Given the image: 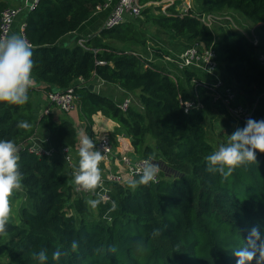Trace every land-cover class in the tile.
I'll return each instance as SVG.
<instances>
[{"label": "trees", "instance_id": "trees-1", "mask_svg": "<svg viewBox=\"0 0 264 264\" xmlns=\"http://www.w3.org/2000/svg\"><path fill=\"white\" fill-rule=\"evenodd\" d=\"M139 1L144 20L130 17L65 45L63 37L79 30L105 0H40L26 14V33L33 45L31 77L47 84V93L74 87L88 138L97 147L93 116L101 113L117 122L116 134L130 137L137 155L155 156L157 181L135 190L127 180L107 182L117 208L113 216H106L108 208L106 215L100 216L101 210L95 214L86 204L90 197L76 190L62 157L65 147L77 143L72 119L58 122L50 111L38 117L30 94L24 105L0 102V140L22 148L19 165L26 196L19 221L10 220L7 234L0 236V264H40L34 254L41 248L47 250L45 264H237L233 251L245 245L253 227L264 238V153L257 151L256 163L237 167L226 179L206 171L205 157L218 148L215 141H228L247 121L232 114L216 118L213 90L197 85L204 80L195 68H183L179 76L149 60V51L157 57L164 51L149 44L144 27V21L152 23L170 38L213 49L230 81L221 80L253 109L251 119L261 121L264 64L258 55L264 49V0H197L199 7L185 12L176 8L178 0L166 12L154 5L163 0ZM231 12L252 23L260 44L238 26L214 29L204 20ZM94 78L129 92L139 90L142 108L124 110L112 97L90 89ZM187 100L196 105L187 108ZM19 121H28L31 129L17 128ZM41 126L49 131L52 155L30 149ZM153 229H160V235L153 238ZM138 241L144 252L137 251ZM113 247L116 251H109ZM57 249L67 255L53 261Z\"/></svg>", "mask_w": 264, "mask_h": 264}, {"label": "clouds", "instance_id": "clouds-1", "mask_svg": "<svg viewBox=\"0 0 264 264\" xmlns=\"http://www.w3.org/2000/svg\"><path fill=\"white\" fill-rule=\"evenodd\" d=\"M33 50L31 43L23 36L10 34L0 36V102L10 105H24L29 96L28 91L32 85L31 74L34 67L32 59ZM32 125L28 121H19L17 128L30 130ZM19 147L12 140H0V236L7 234V225L11 217V198L21 189L23 175L19 165ZM106 151V148L103 150ZM264 153V120L256 121L248 119L243 129H237L228 136L227 143L220 144L216 150L205 157L206 171L219 173L225 179L232 175L240 166L256 163V152ZM70 157H66L69 159ZM104 155L98 149L94 141L87 136L80 141L78 150V166H74L72 173L77 191H85L96 196L95 199H87L86 204L91 209H96L101 202H106L107 197L97 193L98 188H103L102 172L100 168ZM155 156L143 160L136 167L132 177L126 181L129 189L135 190L140 185H149L157 181L160 167L154 163ZM138 176L139 178H135ZM116 202H111L109 211H115ZM160 235V229H153L152 236ZM78 242H71L72 251H76ZM138 252H144L142 241L136 243ZM115 252V247L109 249ZM62 252L57 249L52 254L53 261H59ZM237 257V264H251L256 259V264H264V238L259 227H253L245 245L233 251ZM40 264H45L48 259L47 250L41 248L34 254Z\"/></svg>", "mask_w": 264, "mask_h": 264}, {"label": "built area", "instance_id": "built-area-1", "mask_svg": "<svg viewBox=\"0 0 264 264\" xmlns=\"http://www.w3.org/2000/svg\"><path fill=\"white\" fill-rule=\"evenodd\" d=\"M39 2L40 0H24L23 7H5L0 13V36H6L15 33L25 37L31 43L26 33V21L23 22L16 31L13 30V26L20 12L25 11V13H27L34 10L38 6ZM109 8H111V13L106 19L104 27L113 28L119 24L126 22L130 17H141L143 5L139 0H105V2L98 7L97 11ZM226 18L229 17L208 15L204 20L207 24L212 25L215 20L222 21ZM251 40L256 45L260 44V39L255 34H253ZM79 43L83 44L84 38H80ZM258 58L260 62L264 64V49L259 51ZM178 61L180 67L182 68L196 67L213 76L217 75L216 71L219 67V62L216 59L215 51L211 48H205L203 47V45H200L198 43L187 47L181 54V59H179ZM197 85H202L209 89H212V96L214 101H220L224 103L229 112L234 115L237 120L247 121L248 119H251L253 117V109L239 100L238 94L231 87L226 86L218 76H216V80L214 82L203 81L199 82ZM47 95L49 97V100L64 112H72L77 108V96L75 95L74 87H70L67 90H53L51 92H48ZM130 103L131 100L126 99L121 104V107L126 110L130 106ZM185 104L186 107L189 108L194 106V104L196 105V101L187 100ZM200 105V103L197 104V106ZM49 111V109H46L44 113H48ZM98 148L104 155V160L106 162H112L113 160L119 161L123 166H125V168L131 175L134 174V170L137 166L142 164L143 160L148 159L140 156L134 158L129 155L119 156L116 152L114 142L111 136L108 134H105L98 139ZM105 148L106 151H103ZM30 149L31 151H35L38 154H53V149H43L38 147H31ZM68 151V147H65L63 149V153H67ZM123 180L124 179L120 173L109 170L108 174L102 177L103 188H98V190L96 191L97 193L106 196L108 198L107 200H110L111 197L106 192L107 182H120ZM101 190H105V192H102ZM81 192L87 195L92 194L82 190Z\"/></svg>", "mask_w": 264, "mask_h": 264}, {"label": "crops", "instance_id": "crops-1", "mask_svg": "<svg viewBox=\"0 0 264 264\" xmlns=\"http://www.w3.org/2000/svg\"><path fill=\"white\" fill-rule=\"evenodd\" d=\"M6 6L23 7L24 0H0V12L2 8ZM110 13H111V8L96 11L91 16V18L81 26L79 30L75 32H71L67 34L66 36H64L63 39L61 40L62 43L65 45H74L77 36L87 37L92 34L98 33L105 26L106 19L108 18ZM26 14L27 13H25V11L20 12L19 16L17 17L14 23L13 30L16 31L19 28V26L23 22L26 21ZM252 28L254 30V27ZM253 30H252V34H254ZM149 44L152 45V42L150 41ZM187 46L189 47V45ZM146 56L148 57L149 60L154 61L156 64L161 63L159 65L165 66L166 68L170 69L174 74L177 73V70H175L176 67L179 68L181 72L183 70V68L180 67L179 65L178 59H174L175 58L174 56H173L174 58L172 59L170 55H167L166 56L167 59L163 60L162 57H157L150 51L146 53ZM178 56H180V53ZM168 62L170 63V65L168 64ZM194 68L195 70L198 71L199 75L201 76V79H203L204 81L214 82L216 80V76H218L221 79H224V81H227V82L230 81L225 73H219L218 71H216L217 75L213 76L211 74L206 73L205 71H202L199 68H196V67ZM31 79H32V85L28 91V94H30V96L32 97L33 103L35 105L36 115L40 117L45 112L46 109H49L50 112L54 114L55 119L58 122L63 121L66 117H69L70 119H72L74 126L78 131L76 146L73 148L68 147L69 151L67 153L62 152L63 155L61 154L67 164L69 173L72 174V172L74 171V166H77L78 164V150L80 147V141L83 137L85 136L88 137L87 130H86L87 124L80 117L79 107H77L75 110H73L70 113H65L64 111L60 110L57 106H55L49 100V97L47 95V89H46L48 85L37 81L34 77H31ZM92 84L98 86L99 93L112 97L117 102H119V104H122L126 99H130L131 100L130 106H132L134 102H136L138 103L139 109L142 108V105L139 100V93H140L139 90L135 92H129L123 89L122 87H120L119 85L107 83L99 78H94V80L92 81ZM54 90H58V89H54ZM230 114L231 113L229 112L228 108L222 102L216 101L214 105V115L216 116V118L227 117L230 119L232 117ZM93 119H94L93 131L96 134L97 144H98V138H99L97 136L98 134L100 133H104L108 135L111 134L112 138L114 137L113 142L116 148V152L119 156L129 155L132 158L138 157L137 153L134 151L130 137L126 136L124 133H121V134L115 133V130H117L118 128L117 122H115L114 120L110 118H107L101 113L95 114L93 116ZM48 136H49V131L42 126L39 127L36 135L31 140L30 146L35 147V148L38 147V148L47 149L49 147L48 146V142H49ZM96 149L99 150L97 146H96ZM66 157H70V158L66 159ZM121 167H124V166L119 161L113 160L112 162H109V161L106 162L105 160H103L100 164L102 177L106 176L109 170H112L113 172H118V173L119 171H117V169L122 170V171L127 170L126 168L121 169ZM127 173L129 172L127 171ZM129 176L131 177L130 173H129ZM106 192L110 194L108 186H106Z\"/></svg>", "mask_w": 264, "mask_h": 264}, {"label": "rangeland", "instance_id": "rangeland-1", "mask_svg": "<svg viewBox=\"0 0 264 264\" xmlns=\"http://www.w3.org/2000/svg\"><path fill=\"white\" fill-rule=\"evenodd\" d=\"M174 3H175V0H163L161 2H154V5L163 6L162 9H163L164 12H166V8L169 5L174 4ZM175 4H176V8L180 12L187 11L191 6L194 7L195 9L199 7L197 0H178V1H176ZM231 13L232 14H226V16H228L229 18H226V19H224L222 21L215 20L213 22V24H212L214 29H219L221 26H225L226 28H230V27L233 28V26H235V27L238 26L239 29L240 28L244 29V31L247 34H252V30H253L252 23L250 21L246 22V20L243 19L242 16L236 14L237 12L236 13L231 12ZM139 19L144 20V15L142 14L141 17H139ZM144 23H146L144 25V27L146 28L145 34L148 36V38L152 42V45H154L155 47H161L163 49V51L165 53V54L163 53L162 56H161L163 58V60L167 59L166 58L167 55H170L172 57V59L175 57L174 59H178L179 60V59H181L182 52L185 50L186 47H188L187 45L191 46L189 44V42L187 40H185V39H173V38H170L166 31L160 29L159 27L155 26L154 24L147 23L145 21H144ZM179 53H180V56H178ZM159 64H161V63H159ZM159 64H157V65H159ZM168 64L170 65L169 62H168ZM175 70H177L176 75L181 76L182 72L180 71V69L176 67ZM217 71L219 73H224L223 66L220 65L218 67ZM220 71H222V72H220ZM133 105H134V107L139 108L138 107V103L134 102ZM77 107H78V104H77ZM65 113H70V112H65ZM217 128H213L212 130L216 132ZM102 134L105 135L104 133H100L97 136L100 138V137L103 136ZM210 134H212V133H210ZM215 134L214 135H210V136L214 138L216 136ZM149 138L151 139L150 135H149ZM224 143H227V141L226 140H224L223 142H216L215 141V144L217 146H219L220 144H224ZM138 156H140V155H138ZM123 168L125 169V166L121 167V169H123ZM117 171H119V173L122 175V177L124 179L123 181H126L130 177L129 173H127V170H123L122 171V170L117 169ZM101 191L105 192V190H101ZM88 196L91 199H95L96 198V196H94L92 194H90ZM107 201L110 202V200H107ZM111 201H112V197H111ZM25 203H26L25 192H24V189L21 188L20 190L15 192L13 197L11 198L12 211H11L10 220L19 221L20 216H21V207ZM105 208H108V209L106 210ZM110 208H111V204H106V207L103 206L102 204H100L96 209H94V210L92 209V210H93V212L95 214H98L100 212V210H101L102 212L100 213V216L106 215L105 214L106 213L105 210H106L108 212V215H106V216H113L114 215L113 211L112 212L110 211V213H109Z\"/></svg>", "mask_w": 264, "mask_h": 264}, {"label": "water", "instance_id": "water-1", "mask_svg": "<svg viewBox=\"0 0 264 264\" xmlns=\"http://www.w3.org/2000/svg\"><path fill=\"white\" fill-rule=\"evenodd\" d=\"M89 88L90 89H93L95 92H98V86L94 85V84H89ZM25 145L27 146L28 145V142L25 143ZM19 149L21 150L22 148L19 147ZM20 152V151H19Z\"/></svg>", "mask_w": 264, "mask_h": 264}]
</instances>
